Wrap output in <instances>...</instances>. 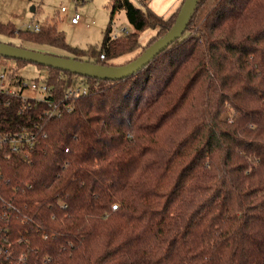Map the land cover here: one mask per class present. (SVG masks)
I'll return each mask as SVG.
<instances>
[{
    "label": "trees",
    "instance_id": "16d2710c",
    "mask_svg": "<svg viewBox=\"0 0 264 264\" xmlns=\"http://www.w3.org/2000/svg\"><path fill=\"white\" fill-rule=\"evenodd\" d=\"M183 1L162 18L146 0H109L132 31L108 26L87 49L56 22H1L0 36L124 66ZM197 2L184 35L122 80L0 57L16 83L28 65L45 73L33 81L51 103L0 95V130L39 132L27 160L0 159V264H264V0Z\"/></svg>",
    "mask_w": 264,
    "mask_h": 264
},
{
    "label": "rangeland",
    "instance_id": "374dc122",
    "mask_svg": "<svg viewBox=\"0 0 264 264\" xmlns=\"http://www.w3.org/2000/svg\"><path fill=\"white\" fill-rule=\"evenodd\" d=\"M172 0H146L148 8L162 15L171 5ZM138 6L137 0H131ZM109 0H0V23H9L18 29H30L36 24L44 22H56L57 29L61 31L69 46L73 48L87 49L89 46H99L103 39V33L109 26L110 35L113 38L123 36L124 33L131 32L132 29L126 20L123 11L115 12L110 20ZM64 7L66 11H61ZM79 14L80 19L77 25H73L70 19L73 15ZM166 17V16H161ZM154 30L143 31L139 35V42L145 46L153 36ZM0 42L13 43L17 46L18 39L12 40L0 36ZM27 50H40L56 55L64 53L49 47H39L36 45H23ZM128 57V56H127ZM126 57L118 60L117 64L122 63ZM13 65L12 61H6V68ZM19 75L23 83L30 85L33 79L44 77L45 73L38 71L35 66L24 67ZM70 89L67 91L68 95ZM25 95H34L30 91H25ZM226 116V114H224Z\"/></svg>",
    "mask_w": 264,
    "mask_h": 264
},
{
    "label": "water",
    "instance_id": "95a60500",
    "mask_svg": "<svg viewBox=\"0 0 264 264\" xmlns=\"http://www.w3.org/2000/svg\"><path fill=\"white\" fill-rule=\"evenodd\" d=\"M198 0H184L183 5L176 16V20L165 36L157 39L152 45L146 48L138 58L124 64V66H101L84 61H76L70 58H61L51 54L38 51H30L20 47H14L7 43L0 42V57L14 60H23L36 63L46 68H54L67 71L76 76L87 77L98 80H122L125 77L137 73L140 69L149 64L155 56L164 52L171 44L179 40L184 35L185 27L189 17L194 11Z\"/></svg>",
    "mask_w": 264,
    "mask_h": 264
},
{
    "label": "built area",
    "instance_id": "2783aa9c",
    "mask_svg": "<svg viewBox=\"0 0 264 264\" xmlns=\"http://www.w3.org/2000/svg\"><path fill=\"white\" fill-rule=\"evenodd\" d=\"M61 11H66V9L62 7ZM79 19V14H75L70 19V22L73 25H77L79 23ZM30 29L37 30L38 25L36 24ZM101 58H103V56H101ZM25 91H30L34 95H25ZM48 92L49 89L46 87L45 83L32 81L30 85H26L23 83V81L21 83L14 82V80L9 77V69L0 66V95L4 94L5 96L9 97H17L22 99V101L45 102L46 100L44 97H46ZM85 92L86 89L84 86L79 85V87L76 86L71 88L69 94L66 95V97L79 96V94H84ZM46 102L48 106L51 105L50 101ZM38 137L39 132H34L26 128H21L20 131L14 132H4L3 130H0V159L6 160L9 157H16L19 160H27L36 145L35 143L38 141ZM0 203H3L1 196ZM3 206L7 211H10L12 208L9 203L4 204ZM114 208L115 206H113L112 209Z\"/></svg>",
    "mask_w": 264,
    "mask_h": 264
},
{
    "label": "crops",
    "instance_id": "0c3cea01",
    "mask_svg": "<svg viewBox=\"0 0 264 264\" xmlns=\"http://www.w3.org/2000/svg\"><path fill=\"white\" fill-rule=\"evenodd\" d=\"M181 1L182 0H172L171 1L172 5L167 10H165L163 12V14L160 16H166V17H162V18H167L171 13H173L181 5ZM156 13H158V12H156Z\"/></svg>",
    "mask_w": 264,
    "mask_h": 264
}]
</instances>
